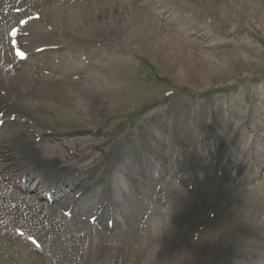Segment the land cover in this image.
<instances>
[{
	"label": "bare ground",
	"instance_id": "1",
	"mask_svg": "<svg viewBox=\"0 0 264 264\" xmlns=\"http://www.w3.org/2000/svg\"><path fill=\"white\" fill-rule=\"evenodd\" d=\"M215 3L0 0V30L6 32L0 36V226L25 233L61 264H179L185 246L201 240L200 247L206 250L223 229L237 238L236 253L247 258L245 264H255V255H264V249L259 252L262 245L248 241L260 239V234L264 238V179L258 159L264 155L263 104L253 108L238 130L232 129V120L242 116L232 93L188 105L170 97L163 113H153L120 141L103 129L112 102L105 105L106 113L100 110L118 82L112 76L96 77L93 60H120L138 49L174 80L196 83L216 65L189 44L194 26H181ZM259 3L250 9L253 18L262 17L264 28V5ZM168 12L178 24L174 30L157 20ZM22 18L27 23L20 25ZM224 18L238 27L236 18L229 14ZM15 25L18 34L13 37L10 29ZM108 32L112 36L106 37ZM11 40L25 60L13 55ZM241 68H235L236 74ZM220 79L213 75L205 84L215 86ZM58 108L74 109L81 120L67 123L54 116L60 131L51 133L43 120ZM248 129L255 132L250 144L244 138ZM229 168L227 183L221 182L218 172L227 173ZM168 176L173 177L171 182ZM182 184L194 187L199 197L183 195ZM231 187L226 197V188ZM52 189L61 197L59 202L46 200ZM136 192L145 208L152 195L157 197L141 230L144 235L133 228L140 220L132 224L136 219L126 207ZM71 203L78 212L69 218L65 209ZM134 205L137 209L138 203ZM87 209L88 217H95L93 225L80 219ZM99 212L118 225H113L111 236L105 223L96 222ZM198 232L194 241L192 235Z\"/></svg>",
	"mask_w": 264,
	"mask_h": 264
},
{
	"label": "rangeland",
	"instance_id": "2",
	"mask_svg": "<svg viewBox=\"0 0 264 264\" xmlns=\"http://www.w3.org/2000/svg\"><path fill=\"white\" fill-rule=\"evenodd\" d=\"M256 1L264 5V0H216L214 5L199 10L193 19L181 26L183 28L189 24L194 26L188 33L189 44L195 49L199 47L200 51L207 54L216 65L213 71L205 72L203 76L197 78L199 83L184 84L174 80L173 75L151 55L138 49L132 52L133 55H127L120 60H93L92 66L96 77L100 75L102 79H110L112 76L113 82H118V86L107 95L111 98L106 100L107 103L100 110L101 113H106L105 105L112 102L111 111L107 112L103 121V129L110 130L112 139L120 141L128 137L133 128L141 125L153 113H163V110L169 107L170 97L174 101L179 100L188 105L196 99H222L232 93L237 96L239 101L237 110L242 116L240 119L232 120V129L238 130L239 126L248 120L253 108H260L258 107L260 104L264 106V28L260 23L262 17L256 20L250 9ZM178 3L175 2L176 5H181ZM180 9L187 10L184 7ZM226 14L236 18L237 28L225 23ZM168 15L170 12L156 19L168 22L166 26L174 30L178 24L167 17ZM171 17L174 18L175 15ZM109 36L112 35L108 32L106 37ZM91 53L90 51L89 54ZM168 63L173 64V59ZM240 65L241 72L236 74L235 68ZM213 75H221L219 83L215 86H206L205 83H210ZM259 97L261 99H257ZM54 116L67 123L81 120L74 109H53L52 114L46 115L47 119L43 120V124L54 133L60 131V124L55 122ZM245 135L244 138L250 144L255 132L248 129ZM259 156L263 168L261 175L264 179V155ZM246 222L250 223V220L246 219ZM199 232L193 233L194 241L197 240ZM21 233L23 232L16 231L11 226H0V264H61L58 257L48 248L37 241L34 244V239ZM259 238H263V234H260ZM236 240L235 236L229 235L227 230L223 229L213 236V242L206 250L201 249V240L196 241V246H185L181 250L178 263L245 264L247 258L241 260L243 257L236 253ZM263 249L264 245L259 252L261 253ZM191 256L198 258L197 263ZM253 260L255 264H264V255L258 257L255 255Z\"/></svg>",
	"mask_w": 264,
	"mask_h": 264
},
{
	"label": "snow or ice",
	"instance_id": "3",
	"mask_svg": "<svg viewBox=\"0 0 264 264\" xmlns=\"http://www.w3.org/2000/svg\"><path fill=\"white\" fill-rule=\"evenodd\" d=\"M26 23H27V21H21V24H26ZM17 34H18L17 30H13V32L11 33V35H12L13 37H15ZM14 44H15V42H14ZM16 55L20 56L21 58L24 57V53L21 52V51H17V52H16ZM21 235H23V233H21ZM30 239H31V238H30ZM33 243L36 244V241L33 240ZM36 246L39 247L38 244H37Z\"/></svg>",
	"mask_w": 264,
	"mask_h": 264
},
{
	"label": "clouds",
	"instance_id": "4",
	"mask_svg": "<svg viewBox=\"0 0 264 264\" xmlns=\"http://www.w3.org/2000/svg\"><path fill=\"white\" fill-rule=\"evenodd\" d=\"M248 241H249L250 244H253V245H256V246L264 245V238H261V239L253 238V239H250ZM241 260H244V257L241 258Z\"/></svg>",
	"mask_w": 264,
	"mask_h": 264
}]
</instances>
